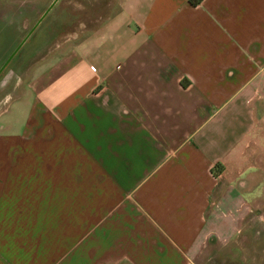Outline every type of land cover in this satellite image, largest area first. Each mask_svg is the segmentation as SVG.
<instances>
[{"label":"crops","instance_id":"0c3cea01","mask_svg":"<svg viewBox=\"0 0 264 264\" xmlns=\"http://www.w3.org/2000/svg\"><path fill=\"white\" fill-rule=\"evenodd\" d=\"M13 99L0 264H193L264 187V0H120Z\"/></svg>","mask_w":264,"mask_h":264},{"label":"rangeland","instance_id":"374dc122","mask_svg":"<svg viewBox=\"0 0 264 264\" xmlns=\"http://www.w3.org/2000/svg\"><path fill=\"white\" fill-rule=\"evenodd\" d=\"M119 7L120 0H0V113L34 64L97 32ZM238 226L229 240L207 239L193 264H264V187Z\"/></svg>","mask_w":264,"mask_h":264}]
</instances>
